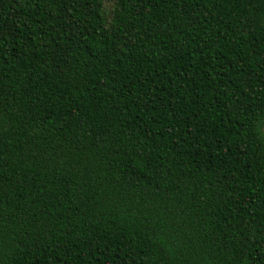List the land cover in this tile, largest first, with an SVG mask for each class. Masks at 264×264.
I'll return each instance as SVG.
<instances>
[{
    "label": "trees",
    "instance_id": "trees-1",
    "mask_svg": "<svg viewBox=\"0 0 264 264\" xmlns=\"http://www.w3.org/2000/svg\"><path fill=\"white\" fill-rule=\"evenodd\" d=\"M0 264H264V0H0Z\"/></svg>",
    "mask_w": 264,
    "mask_h": 264
}]
</instances>
